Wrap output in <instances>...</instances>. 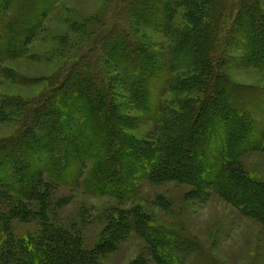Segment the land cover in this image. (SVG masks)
<instances>
[{
  "label": "trees",
  "instance_id": "1",
  "mask_svg": "<svg viewBox=\"0 0 264 264\" xmlns=\"http://www.w3.org/2000/svg\"><path fill=\"white\" fill-rule=\"evenodd\" d=\"M130 1L132 0L124 2L130 5ZM207 1L165 0L158 16L160 19L164 18L166 23L163 29L159 27L158 30L167 33L172 27L174 17H180L179 13L184 15L183 11L190 14L188 19L192 21L189 22L191 26L185 24L181 29L175 30L184 37L179 39L185 40L183 33H204L209 22L203 21L206 17L203 15L209 11L212 3ZM228 1L230 4H236L230 5V8L235 9L232 13L233 22L229 24L225 18L217 23L215 29L218 33H214L215 41L221 39L224 33L236 34L245 46L248 63L264 70V13L259 14L246 0ZM57 2L58 0H0V60L15 58L24 51ZM242 3H246L245 10L241 8ZM179 9L182 11L178 12ZM114 29L118 31L116 37L107 33L98 43L97 58L86 52L79 56L70 64L68 70L66 68L67 72L57 76V85L51 88L46 85V89L39 94L40 99L33 105H28L22 112V116L26 117L22 127L11 137L0 140V203L6 205L5 212L0 211V257L5 259L2 264H98L99 255L95 250H87L79 238L71 235L69 230L47 219L44 209L50 208L51 204H45L46 200L43 198L49 189L45 184L42 186L44 176L59 184L77 185L83 176L85 164L90 162L94 165L89 169L90 172L83 183L86 191L93 196L113 195L118 199L127 200L132 195L127 194L131 188L129 180L139 176L154 182L170 179L190 181L195 185L209 179L219 192L227 194L231 187L238 188V177L226 173L221 176L222 172L211 160L213 158L207 161L198 159L200 168L191 176L192 165H188L190 170L184 166H175L181 162L184 151L196 154L194 147L200 146L202 153L195 156L202 157L213 154L214 151H223L221 147L228 141H240L251 135L252 140L248 144L242 140L241 145L246 144L250 149L263 146L264 125L258 129L251 114V111L255 112L259 108L258 102L261 98L252 87L232 82L223 70L218 71L219 74L211 86L212 94L202 100L200 106V115L202 113L205 122L203 121L202 127L199 128L204 131L196 133V138H203L193 144L184 145L198 118L192 120L179 117L177 110H171L166 118L164 114L168 103L164 94H177L178 90H182V86H187L183 90L202 87L204 78L198 77L199 71L203 68L209 69L210 63H204L200 53L183 59L179 51H174L168 55L167 65L162 67L159 65L162 60L158 61L156 53L152 55L147 47L142 46L141 41L129 38L127 34L130 33L125 28L115 26ZM211 41L213 46L214 40ZM210 44H205L203 54L208 52ZM90 54L94 53L90 51ZM92 60L97 64L99 62L100 69H97L98 65L94 66ZM108 60L116 65L114 78L121 82L116 89L125 91L128 101L124 103L125 106H132L152 121L156 119L155 131L162 129L157 137L155 132V136L147 141V137L138 139L121 129L125 125L136 124V120L128 116L126 109H123L124 104L122 108L119 107L117 91L111 85L114 78L110 77L106 68ZM221 60L224 63V60ZM184 62L186 65L181 66ZM87 64L96 70L88 73L92 69L87 68ZM169 71L170 74L174 72L172 78L168 77ZM186 74L191 75L188 84L183 79ZM121 84L123 87L126 85L125 89ZM224 91L230 95L227 100L219 99V96L224 97ZM192 101L196 102V96L190 94L184 105L192 107ZM251 103L254 106H250ZM27 104L20 98H4V101H0V119L6 118L8 113L4 106L13 105L15 109H21ZM175 105L174 103V107ZM159 111L160 115L157 114ZM228 111L234 116L230 123L233 130L228 128V117L225 116ZM235 111L238 113L235 114ZM170 119L173 122L168 123ZM207 119H211V123L206 122ZM225 151L231 154V150ZM20 154L21 159H24L21 164L17 160ZM117 168L125 171L120 176H112L113 169ZM229 173L233 174L234 171L229 170ZM220 178L225 179L226 183ZM37 186H41L43 192H34ZM238 190L240 189H237V193L234 192L235 203L240 204L241 201V205H251L257 201L256 195L250 197ZM30 192L36 193L42 201V205L40 204L34 212L22 204ZM32 216L41 219L40 228L14 240L19 252L16 256L11 245V233L5 224L13 217L26 221ZM103 241L104 247H107L112 239L103 238ZM156 243L159 244V240Z\"/></svg>",
  "mask_w": 264,
  "mask_h": 264
},
{
  "label": "rangeland",
  "instance_id": "2",
  "mask_svg": "<svg viewBox=\"0 0 264 264\" xmlns=\"http://www.w3.org/2000/svg\"><path fill=\"white\" fill-rule=\"evenodd\" d=\"M124 1L58 0L24 51L15 58L0 60V101H4V98H20L28 103L21 109H15L13 105V108L5 107L7 103L5 104L3 108L8 113L6 118L0 119V140L11 137L22 127L26 121L22 112L28 105L31 106L40 99L39 94L46 89V85L50 86L49 88L57 85L55 84L57 76L67 72L65 70L66 68L68 70L72 62L84 52L96 57L97 45L101 39L107 33L111 37L117 36L115 26L125 28L130 33L127 34L128 37L141 41L149 53H156L158 61L162 60L159 62L162 67L167 65L166 59L174 51H179L183 59L200 53L204 63L211 64V67L210 64L208 66L209 69L203 68L199 71L198 77L204 78L202 87L183 90L187 86H182V90H178L177 94H164L168 103L164 114L166 118L169 117L171 110H177L179 117L192 120L198 118L184 145L193 144L203 138L201 136L196 138V133L204 131L203 128H199L202 127L201 123L205 122L202 113L200 115V106L202 100L212 94L211 86L219 74L218 71L222 70L232 82L255 89L261 99L258 102L259 108H256L255 112L251 111V114L258 129L263 128L264 70L248 63L245 46L236 34L222 32L224 33L221 34L222 38L215 41L214 33H218L215 29L217 23L225 18L227 23L233 22L232 13L235 9L230 8V5L236 4H230L228 0H208L207 3L211 1L212 3L209 11L203 15H206L203 21L210 24L208 23L204 33L200 35L183 33L185 40L182 41L179 39L183 37L182 33L179 34L175 30L181 29L180 27H184L185 24L190 25L189 22L192 20L188 19L189 13L179 9L178 12L182 11L184 15L181 13L180 17L176 15L172 20V27L164 33L158 28L163 29L166 21L164 18L160 19L158 12L164 7L165 0H132L130 5ZM246 2L259 14L264 13V0ZM245 4H241L243 10ZM190 26L189 28H192ZM211 39L214 40L213 46ZM208 42L211 43L208 46L209 50L203 54L205 44ZM90 51L94 54H90ZM176 55L179 56L178 53ZM92 62L100 69L99 62L98 64L96 61ZM180 65L186 64L184 62ZM87 68L92 69L88 73L96 70L93 66L90 68L89 64ZM106 68L110 77L114 78L116 65L108 60ZM169 74L168 77L174 76L173 71ZM190 77V74L184 75V82L188 84ZM120 83L115 78L111 82L117 91L119 107L128 102L125 91L116 89ZM121 87L125 89L126 85L123 87L121 84ZM190 94L196 96V102L192 101L194 102L192 107H187L184 101ZM228 97L230 95L224 91V97L219 96V99L227 100ZM123 109H126L131 119L136 120V124L125 125L121 129H125L135 138L147 137L148 141L155 136V132L156 137L162 132L161 128L159 131L154 129L156 119L150 120L132 106L128 108L124 104ZM14 110L15 112H12ZM237 113L235 111V114ZM157 114L160 115V111ZM225 116L228 117L229 130H233L230 123L234 116L229 111ZM169 122L173 121L170 119ZM206 122L211 123V119H207ZM164 135L166 137V133ZM251 138L252 135L240 141L233 139L221 147L223 151H214V155L206 154L202 157L195 156L202 153L199 149L201 147H194L196 154L184 151L185 155L181 162L175 165L187 167L188 170H190L188 165H192L190 170L192 176L200 168L197 164L198 159L207 161L213 158L211 160L222 172L221 176L226 173L238 177L237 181L235 179L240 189L238 191H243L250 197L256 195L257 201L251 205L250 203L241 205V201L240 204L233 201L238 188L231 187L229 193L223 194L209 179L195 185L190 181L170 179L154 182L139 176L132 181L126 178L130 181L129 187L131 186V191H127V194L132 193V197L127 200L118 199L113 195L93 196L86 191L83 183L90 172L89 169L94 165L88 162L77 185L59 184L45 176L42 177V186L45 184V187H49L43 198L46 200L45 204H51L50 208L45 206L47 209H44V213L50 222L58 223L65 230H69L71 235L78 237L87 250H95L99 255L98 264H264V142L263 146L255 149H250L246 144L241 145L242 140L248 144ZM225 150H231L229 151L231 154ZM21 155L17 156L20 164L24 161ZM229 170H233L234 173L230 174ZM124 171L117 168L113 169L111 174L116 177L122 175ZM188 179L191 180V177ZM221 181L226 183L225 179ZM228 183L229 181L227 185ZM34 192H43V188L37 186ZM35 194L30 192L27 195L29 197L22 201V204L32 212L42 205L39 196ZM261 205L263 207H260ZM5 206L0 203V211L5 212ZM8 220L5 226L11 233L12 249L18 256L14 240L26 233L35 232L40 228L41 219L32 216L26 221L18 217ZM103 238L112 239L113 243L104 247ZM157 240L161 245L156 243ZM2 262H5V259L0 257V264Z\"/></svg>",
  "mask_w": 264,
  "mask_h": 264
}]
</instances>
